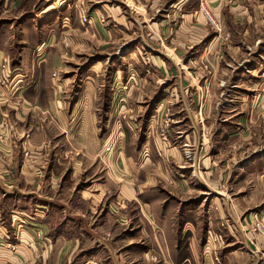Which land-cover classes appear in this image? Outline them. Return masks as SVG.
Wrapping results in <instances>:
<instances>
[{
    "label": "rangeland",
    "instance_id": "1",
    "mask_svg": "<svg viewBox=\"0 0 264 264\" xmlns=\"http://www.w3.org/2000/svg\"><path fill=\"white\" fill-rule=\"evenodd\" d=\"M18 1L0 0V49L10 52L9 67L13 60H33V50L40 41H35L36 38L51 35L52 42L47 48L50 55L39 65L45 70L42 81L49 85L53 79L56 81L54 88L59 101L64 102L65 113L85 114L83 122L76 121L73 125L89 130V136L73 145L74 150L56 149L41 160L27 144L14 160L30 168V174L25 175L28 180L35 176L32 173L40 161L45 167L40 177L46 179L53 172L58 181L56 188L49 189L44 183L41 188L49 196L60 197L59 204L69 205L72 201L79 211L89 209L93 214L95 210H102L113 217L112 222L103 221L102 213L96 219L100 234L107 238V249L97 255L87 250L92 245L87 244L84 261L91 258L94 262L96 258L95 264H163V259L157 258L158 251L151 250L150 233L140 221L145 212L141 197L160 210V207L164 211L169 209L166 227L170 226L164 235L170 246L176 245L179 239L181 246H187L190 231L196 229L202 234V242L206 244L209 239L214 244L215 254L216 247L224 246L226 239L238 243L247 240L261 248L259 239L264 240V28L252 35L254 39L243 41L239 35L242 21L232 18L229 22L232 32L227 35L221 13L207 0V9L220 24V31H215L199 13L200 0H191L192 4L196 3L191 21L202 22L206 33L213 37H204L200 44L173 46L174 37H165L162 41L139 37V28H132L131 36L128 32H111L110 18L105 10H100L97 0ZM48 5L55 6L58 12L38 16ZM35 14V27H31L28 21ZM159 15L155 18H160ZM49 16L50 19L57 17V23L47 22ZM40 19L46 21L43 28L37 21ZM211 39L217 45L212 46ZM197 45L200 51L195 52ZM226 45L229 50L225 52ZM12 52L13 55L23 52L25 57L12 59ZM61 56L64 58L60 59ZM57 57L59 62L63 60L64 67L53 73L52 63ZM7 64L5 68L1 66L2 70ZM0 76L1 85L9 87L13 74L9 78ZM43 114L47 117L42 121L48 126L47 140L68 145L64 136L59 135L64 127L59 130L50 112ZM38 117L45 118L40 114ZM29 139L26 133L20 146ZM82 145L90 151L88 155L76 147ZM116 158L131 165L129 169L122 168L120 176L115 177L112 163ZM57 161L63 165L58 167ZM73 164L74 168H82L76 182L85 180V187L71 182ZM114 177L121 181L116 192L110 184ZM133 178H137L136 185ZM145 180L147 185L141 186ZM95 181L100 199L94 200L82 191ZM18 187L25 193V201L20 200L19 206L7 214L8 218L2 205L9 201L0 200V260L12 256L14 264H53L48 261L52 251L48 231L32 223L33 218L39 222L41 217L42 224L46 222V225L55 216L61 220L60 209L46 202H42L46 209L37 208L39 202L34 199L33 183L20 182ZM136 187H143L147 192L133 198L129 191ZM0 192L3 194L4 190ZM14 219L16 229L19 225L23 229L11 226ZM185 221H190V225ZM232 221L246 235L236 230ZM183 230L187 231L185 237ZM240 246L236 244L229 251L241 253ZM147 250H151L149 258L145 256ZM77 255L76 261L82 260V253ZM256 255L253 261L264 264V248ZM243 256L248 258L245 253ZM148 259L151 262H146ZM214 259L218 262L219 255ZM4 263L11 264V261Z\"/></svg>",
    "mask_w": 264,
    "mask_h": 264
},
{
    "label": "crops",
    "instance_id": "2",
    "mask_svg": "<svg viewBox=\"0 0 264 264\" xmlns=\"http://www.w3.org/2000/svg\"><path fill=\"white\" fill-rule=\"evenodd\" d=\"M208 1L211 4V7L212 5H215L216 8H214L216 11L221 13L223 18L222 26L224 27L223 29H225V33L227 35H230L229 31L232 32V30L229 28L231 27L229 22L232 21V18L242 21V27L239 30V35L243 41H246V39H254L252 35L258 34L259 31L264 28V0H230L231 2H229V0ZM191 2V0H97L96 3L100 6V10L103 9L107 12V16L110 18L108 20V27H110L109 25H112L111 32L115 34L128 32L131 36V33L134 32L132 28H139V37H150V39L156 41L160 39L162 41L165 37H174L171 42L172 45L180 46L188 45L187 43L200 44L204 37H213L212 35H208L206 33L203 26H201L202 22L191 21L190 18L195 16V14L193 15L192 11H195L196 9V3L194 2L192 4ZM54 7L55 6L48 5L42 11L38 12L37 15L43 16L51 12H58L55 9L56 7ZM145 10L147 11L146 14H144ZM159 13L161 14L159 15L160 18H155ZM37 15L35 14V17L28 21V23H32L31 27H35ZM239 15H241V18H238ZM50 16L48 17L47 22L49 21L53 23L52 25L57 23V20H55L57 17L50 19ZM57 16H59V14H57ZM37 21L42 23L40 28L45 26L43 22L46 21H42V19ZM26 24L27 23L24 25ZM118 26L120 29L116 28ZM176 27H178V29H176ZM115 34H113L114 37H116ZM233 36L234 34L231 35V37ZM154 37L157 38L154 39ZM52 38L53 37L51 35L48 37H37L35 41H40H37L35 46L36 48L33 50L34 59L30 60L29 62H26L25 60L20 62L18 59L13 60L11 67H9L8 61L10 52H5L4 49H0V75L4 77L8 76L9 78V74H13V81L9 87L5 85L3 87V85H1L0 76V118L1 116H6L9 122V128L7 130H2L5 140L0 142V190H4L3 194H0V200L4 203L9 201L8 204L2 205V210L6 216L5 218H8L7 214L9 215V212L11 213L13 208L19 206L20 200L25 201L26 195L18 187L20 182L33 183L36 190L33 192L34 199L39 202V204L36 205L37 208L46 209V207L42 205V202H46L53 205L54 208L60 209L62 214L61 220L58 221V217L55 216L49 225H46V222L42 224L43 217L39 219V222L33 218L34 222L32 224H37L40 228H42V226L43 228L45 227V230L48 231L47 234L50 238L48 239L50 245L52 242V251L49 255L51 259H48V261H53V264H95L96 258H94V262L91 261L93 260L91 258H87V260L84 261L83 256L85 254L84 251H86V245L90 243L92 245L87 247V250L94 251L97 253V255H99L102 251H106L107 249V238L105 235L100 234V223L96 221V219L99 218V216L103 213L102 210H98V212L95 210L93 211V214H91L89 209L87 212H82L74 208L72 201L69 205H66L67 203L64 205L59 204L62 202L60 197H56L55 195L49 196L47 195L48 191L45 192L41 188L43 183L46 184L49 189L54 190L56 188V183L58 181H56L57 179L53 172H50L46 179L40 177L39 173H42L43 168H45L43 165H41L42 163L40 161L39 166L35 167L32 173L36 177L34 176L32 180H28L25 175L30 174V168L25 167L26 164L22 161L16 163V160H14L16 155L21 154V151L27 144L29 145L27 148L29 149L30 147V150L34 151L33 154H37L36 156H39L38 158L41 160L42 158L44 159V157L50 156L51 153L56 152V149L61 150L63 147H70L72 150H74L73 145L79 144L81 141L80 139L89 136V130H84V128H79V126L73 125V123H76V121L77 123L81 120L83 122L85 114H79L78 112L65 113L64 102L59 101L58 95H56L54 88L56 81L53 79L51 85L42 81L44 79L45 70L44 68L41 69V66L39 65L45 62L44 58H46L47 54L50 55V52H48L47 48H49ZM209 43H211L212 46L217 45V43H215V41L212 39L209 41ZM231 45L234 46L233 43H231ZM194 47L195 52L200 51L198 45ZM227 50H229V45H226L224 49L225 52ZM134 54L135 52L129 54V56ZM21 55H23V52H16L14 55L12 52V59H15V57L20 59L22 57ZM56 55L58 54L56 53ZM161 55L164 57L167 56L164 54ZM24 57L25 56L23 55V59ZM63 58V56L60 57V59ZM214 58H219V56H215ZM6 62L8 63L7 67L6 69L2 70V68H5ZM52 64L55 65V67L52 65V72L60 71L62 65L64 67L63 60L59 62L58 57ZM219 65V61H217L215 67L217 68L216 72H218ZM35 66L37 69H35ZM57 80L59 81V77ZM46 111L50 112L51 118H55L59 130L61 127H64L59 135L64 136L69 146L67 144H63V142L60 144V142H52V139L47 140L49 136V134H47L48 126L42 123V121L47 119V117H45L43 114ZM28 114H30L29 118L27 117ZM38 114L45 118L38 117ZM93 132L94 130L92 129V133ZM26 133H29L30 139L26 143L25 141L22 142V145L24 146L21 145V147L20 142ZM54 137L55 135L52 138ZM76 147L81 149L82 154L88 155L90 153V151L85 148L84 145ZM50 159L52 158L50 157ZM56 165L60 167L63 164L57 161ZM129 165H131L129 162H121L116 158V160H114L112 163L113 176H120L119 173L122 171V168L125 167L126 169H129ZM54 166L55 165H53V168ZM71 170V182L75 185L80 183V185L85 187L87 185L85 180L76 182L82 168L80 166L78 169L74 168L73 164ZM132 181L136 185L137 178H133ZM120 182L121 181H117L116 178L114 181L110 182V184L114 186L115 192L116 188L118 189L121 186L119 185L121 184ZM146 183L147 181L141 186L147 185ZM97 184L98 183L96 181L93 182L89 187H86L85 191L83 190L82 193H86L88 197L91 196L94 200L95 197L100 199V190L98 189ZM150 186L153 185L151 184ZM137 187L131 188L129 191V195L133 196V198L136 196L138 197V194H143L144 196V194L147 192L143 191V187ZM88 189H90V191L92 190L93 193L90 194ZM81 198H83V196ZM140 199L143 201L141 205H143V211H145L140 221L145 224L144 228H147L150 233L151 237H149L148 240H150L149 242H151V244L153 243L151 250L155 249L158 251L157 258H159V261L163 259V264H257L255 261H253V258L256 259L258 250L264 248V240L259 238H257V240H260L261 248H257L254 243H249L247 240L243 243H238V241L232 239L229 241L226 239L224 246L216 247V254L219 255L218 262L214 259V256L216 255L213 251V248L215 247L214 244L212 245L209 239L206 240V244L205 241L202 242V234H198L199 230L197 231L195 229V231H190V237L187 239L189 240L187 246H185V244L181 246L182 242L179 243L180 239L176 245L170 246L167 242L168 239H166L164 235V233H168L170 226V224H168V227H166V219L168 218L166 213L168 211L170 215L169 209L164 211V209L160 207V210L153 204V202L151 203V201L148 199H144L143 197ZM135 200L137 201V199ZM10 203L12 207H9ZM16 212L21 216H26L24 212L18 210ZM92 218L93 220L91 222L90 219ZM19 219L20 217L17 218V221H19ZM104 220L112 222L113 217H111L109 213L104 212L103 221ZM189 222L190 221H185V224L190 225ZM232 223L235 224L233 227L236 230H241L240 233L246 235V233L243 232L244 229L241 226H239L234 221H232ZM94 224L96 226H94ZM11 226L15 227V219ZM7 228L11 232L8 223ZM20 228L23 229V226L19 225L17 229L15 227L16 230ZM209 228L211 229L210 226ZM186 232V230H183V237H185ZM183 237L181 240H183ZM236 244L242 246L238 247V249L242 251L241 253L235 252V250L229 251V249L234 248ZM109 248L110 246L108 244V250ZM151 250H147V252H145V256H148V258ZM79 252L82 253V260L76 261L78 257L77 254ZM243 253L247 254L248 258L246 257L245 259ZM3 255L4 253H1V256ZM89 257H95V255H90ZM113 259L116 258L113 257ZM6 261H11V264L16 262L15 258L11 256L8 258V260H0V264H5L4 262ZM148 261L149 259L146 262ZM257 261H259V259ZM97 264L99 263L97 262Z\"/></svg>",
    "mask_w": 264,
    "mask_h": 264
},
{
    "label": "built area",
    "instance_id": "3",
    "mask_svg": "<svg viewBox=\"0 0 264 264\" xmlns=\"http://www.w3.org/2000/svg\"><path fill=\"white\" fill-rule=\"evenodd\" d=\"M207 0H200L199 3V13L202 14L204 16V18L206 19V22L208 24V26L215 30V31H220V24L219 22L216 20V18L214 16L211 15L210 11L207 9V4H206ZM83 21H86V17L82 16L81 17ZM5 82H7V80L5 79ZM1 122H0V142L4 141L5 138L3 136L2 130H7L9 128V122L6 118V116H1ZM257 228H259V225H256ZM261 228V227H260Z\"/></svg>",
    "mask_w": 264,
    "mask_h": 264
}]
</instances>
